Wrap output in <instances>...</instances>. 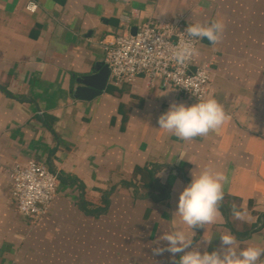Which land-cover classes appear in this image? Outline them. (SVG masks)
Returning <instances> with one entry per match:
<instances>
[{"label":"crops","instance_id":"0c3cea01","mask_svg":"<svg viewBox=\"0 0 264 264\" xmlns=\"http://www.w3.org/2000/svg\"><path fill=\"white\" fill-rule=\"evenodd\" d=\"M211 19L224 20L223 38L199 41L196 63L211 71L205 99L229 119L207 136L159 128L172 103L201 101L160 80L118 84L109 74L100 94L77 95L78 79L107 64L104 46L120 29ZM30 159L59 176L40 219L18 211L9 177ZM204 166L228 178L223 209L192 233L173 214ZM233 205L251 219H235ZM177 229L193 239L187 250L202 253L229 232L241 248L264 246V0H0V264H171L153 249Z\"/></svg>","mask_w":264,"mask_h":264},{"label":"clouds","instance_id":"9594fccd","mask_svg":"<svg viewBox=\"0 0 264 264\" xmlns=\"http://www.w3.org/2000/svg\"><path fill=\"white\" fill-rule=\"evenodd\" d=\"M225 27L223 19H211L202 23H190L184 32L189 38L199 41L206 38L212 45H217L223 38ZM198 55L199 49L193 39H185L172 50L171 58L182 65ZM228 119L223 105L215 98H208L190 106L172 103L158 117V124L160 129L182 140H191L198 136H207ZM227 179L222 170L210 166L192 170L190 182L179 193L173 215H178L182 224L188 226L192 233L194 228L214 224L221 215L220 208ZM232 215L245 222L251 219L242 206L233 205ZM159 240L166 242V247L154 248V254L169 252L171 264H264L260 259L264 256V246L249 244L241 248L237 238L230 232L220 235L219 249L203 253L197 249L187 250L192 248L193 239L182 229L164 232ZM178 253L182 255L177 260Z\"/></svg>","mask_w":264,"mask_h":264},{"label":"built area","instance_id":"2783aa9c","mask_svg":"<svg viewBox=\"0 0 264 264\" xmlns=\"http://www.w3.org/2000/svg\"><path fill=\"white\" fill-rule=\"evenodd\" d=\"M37 6L30 2L27 8L35 11ZM185 29L177 20L141 23L135 33L128 26L120 29L114 40L104 46L111 79L120 84L144 75L198 100L205 99L212 81L209 66L197 64L196 57L182 65L171 58L172 50L185 39H193L198 45L199 40L189 38ZM9 177L18 211L42 218L56 196L58 174L45 162L30 159L26 164L13 165Z\"/></svg>","mask_w":264,"mask_h":264},{"label":"water","instance_id":"95a60500","mask_svg":"<svg viewBox=\"0 0 264 264\" xmlns=\"http://www.w3.org/2000/svg\"><path fill=\"white\" fill-rule=\"evenodd\" d=\"M136 32V27L132 29V33ZM202 42L211 44L206 38ZM110 69L108 64L103 65L95 74L85 76L78 79L77 95L82 98L90 99L102 92L105 88Z\"/></svg>","mask_w":264,"mask_h":264},{"label":"trees","instance_id":"16d2710c","mask_svg":"<svg viewBox=\"0 0 264 264\" xmlns=\"http://www.w3.org/2000/svg\"><path fill=\"white\" fill-rule=\"evenodd\" d=\"M138 170H141V169L138 168ZM152 179L154 180V181H152V183H154V186H156V187H160V188H162V189L164 188L162 184H160L159 182H157V181L155 180L154 177H153ZM150 181H151V180H150ZM161 192H162V191H161ZM162 193H163V192H162ZM160 195H161V194H160ZM221 207H222V209H223V205H222ZM224 211H225V208H224Z\"/></svg>","mask_w":264,"mask_h":264}]
</instances>
